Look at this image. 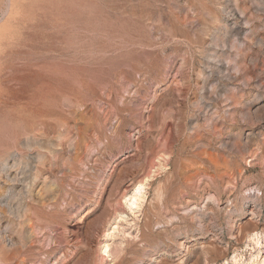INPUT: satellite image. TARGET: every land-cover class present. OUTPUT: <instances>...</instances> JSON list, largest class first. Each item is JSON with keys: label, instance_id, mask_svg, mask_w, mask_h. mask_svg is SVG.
I'll return each mask as SVG.
<instances>
[{"label": "rangeland", "instance_id": "obj_1", "mask_svg": "<svg viewBox=\"0 0 264 264\" xmlns=\"http://www.w3.org/2000/svg\"><path fill=\"white\" fill-rule=\"evenodd\" d=\"M0 264H264V0H0Z\"/></svg>", "mask_w": 264, "mask_h": 264}, {"label": "bare ground", "instance_id": "obj_2", "mask_svg": "<svg viewBox=\"0 0 264 264\" xmlns=\"http://www.w3.org/2000/svg\"><path fill=\"white\" fill-rule=\"evenodd\" d=\"M144 199V190L142 187L138 188L135 193L129 198L128 200V207L134 211L136 209H139L142 205V201ZM254 241L257 246L260 245L259 239L256 237L254 238ZM106 253H108L107 250H105Z\"/></svg>", "mask_w": 264, "mask_h": 264}]
</instances>
